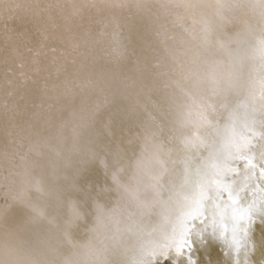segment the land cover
<instances>
[{"label": "snow or ice", "instance_id": "obj_1", "mask_svg": "<svg viewBox=\"0 0 264 264\" xmlns=\"http://www.w3.org/2000/svg\"><path fill=\"white\" fill-rule=\"evenodd\" d=\"M24 7L0 0V16H15ZM158 7L184 10L170 22L173 28L191 24L169 35L166 16L116 23L114 31L139 36L123 54L136 72L131 83L120 64L90 74L105 51L102 40L73 43L80 25L51 24V39L64 46L63 58H72L75 72L61 80L38 67V120H5L10 150L0 187L9 205L0 211V264H154L173 248L179 256L187 243L182 223L144 239L154 235L145 233L144 222L157 206L183 200L190 208L185 215L201 214L205 201L215 205L227 192L231 205L252 197L238 214L232 209L234 218L264 213V39L259 64L245 73L244 58L233 59L223 41L212 39L224 25L205 10L225 5L159 0ZM227 7L257 12L264 33V0ZM250 34L251 28L237 32L228 44L240 47ZM216 45L229 56L224 68L214 59ZM15 54L6 49V62ZM101 97L111 108L110 125L100 115ZM98 170L105 178L100 187L91 179ZM14 207L17 213L10 212Z\"/></svg>", "mask_w": 264, "mask_h": 264}, {"label": "bare ground", "instance_id": "obj_2", "mask_svg": "<svg viewBox=\"0 0 264 264\" xmlns=\"http://www.w3.org/2000/svg\"><path fill=\"white\" fill-rule=\"evenodd\" d=\"M24 5L15 16H0V177L6 172L7 163L4 153L10 150L5 133V120L15 116L16 120L24 123L26 120L37 121L40 116V99L36 91V81L39 79L38 67L51 72L53 76H59L61 80L65 76L75 72L71 63L72 58L65 60V48L59 42L51 39V24L70 21L80 25L76 31L73 43L84 45L85 42L102 40L105 51L97 57L90 68V74H102L108 72L118 64L123 66L124 75L129 77L128 83L136 76V72L130 61L124 58L125 46L139 40L137 32H129L125 29H116V23H132L140 20L148 21L155 16H166L169 35H178L183 28H188L191 21H187L183 28H173L171 21L178 15H185L183 9H173L171 13L158 7L159 0H18ZM210 4H222L223 8H208L205 10L207 18L215 23H222L224 31L213 33V41H223L232 51V58L243 57L245 73L252 65L259 64V42L264 39V33L256 23L258 14L250 8L227 7L240 3H251L253 0H206ZM146 7H136L137 4ZM30 6V7H29ZM47 21V25L44 22ZM247 22V23H246ZM251 28V34L246 36V43L238 47L235 43L228 44V38L234 37L237 32L246 33ZM46 37H48L46 39ZM57 51L53 52L52 49ZM9 52L18 50L19 54L14 59L6 62L5 50ZM214 59L222 61L221 68L229 63V56L219 45L214 47ZM71 51V48H69ZM83 51V48H81ZM11 81L12 83H9ZM242 93L239 100H243ZM128 104L129 100H123ZM235 102V100H234ZM97 103L101 105L105 125H110L111 108L105 104L103 98ZM242 112L243 109H240ZM66 118L71 120L70 113ZM71 122L65 129V134L71 136ZM108 131L106 127L103 129ZM16 162L20 163L17 156ZM256 163V161H253ZM240 162L239 167H243ZM258 172V169H257ZM92 182L97 186H103L105 178L103 172L98 170L92 176ZM260 184V181H255ZM264 187V185H261ZM6 189L0 187V211L8 209L9 200L5 195ZM191 197L192 193H187ZM244 194H241L243 196ZM262 195L259 191L256 196ZM251 195L239 199L236 205H231L227 192H224L219 200L205 201L201 214L185 215L190 208L185 206L183 200L170 206H157L145 218V233L154 232L153 237L144 236L145 240H151L163 229L171 232L173 225H184L187 243L183 244L182 253L177 256L175 248L167 251V259L157 256L154 264H264V213L252 212L243 218H234L233 208L237 214L247 207L251 201ZM231 205V206H229ZM11 213H17V208L10 209ZM155 230V231H154ZM179 237L177 241L179 242ZM61 259L63 257H60ZM119 259H124L120 257Z\"/></svg>", "mask_w": 264, "mask_h": 264}]
</instances>
